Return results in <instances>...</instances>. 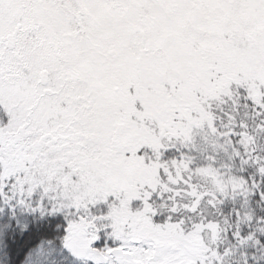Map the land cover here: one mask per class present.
I'll return each mask as SVG.
<instances>
[{
	"label": "snow or ice",
	"instance_id": "snow-or-ice-1",
	"mask_svg": "<svg viewBox=\"0 0 264 264\" xmlns=\"http://www.w3.org/2000/svg\"><path fill=\"white\" fill-rule=\"evenodd\" d=\"M0 264H264V0H0Z\"/></svg>",
	"mask_w": 264,
	"mask_h": 264
}]
</instances>
